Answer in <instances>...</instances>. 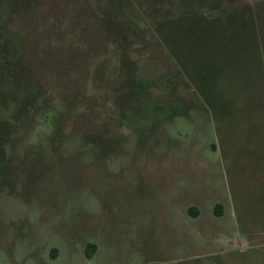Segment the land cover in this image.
<instances>
[{"label": "rangeland", "instance_id": "374dc122", "mask_svg": "<svg viewBox=\"0 0 264 264\" xmlns=\"http://www.w3.org/2000/svg\"><path fill=\"white\" fill-rule=\"evenodd\" d=\"M0 84V264H264V0H0Z\"/></svg>", "mask_w": 264, "mask_h": 264}, {"label": "trees", "instance_id": "16d2710c", "mask_svg": "<svg viewBox=\"0 0 264 264\" xmlns=\"http://www.w3.org/2000/svg\"><path fill=\"white\" fill-rule=\"evenodd\" d=\"M138 98V95H137ZM1 122V121H0ZM3 142V136H0V145ZM188 211L192 214L197 216L198 215V208L191 206L188 208ZM215 212L217 215H221L222 214V207L219 204L215 205ZM95 251V245L93 243H89L86 246V255L87 256H91L93 254V252Z\"/></svg>", "mask_w": 264, "mask_h": 264}, {"label": "crops", "instance_id": "0c3cea01", "mask_svg": "<svg viewBox=\"0 0 264 264\" xmlns=\"http://www.w3.org/2000/svg\"><path fill=\"white\" fill-rule=\"evenodd\" d=\"M254 245L258 247V245L256 243Z\"/></svg>", "mask_w": 264, "mask_h": 264}, {"label": "flooded vegetation", "instance_id": "af4514ba", "mask_svg": "<svg viewBox=\"0 0 264 264\" xmlns=\"http://www.w3.org/2000/svg\"><path fill=\"white\" fill-rule=\"evenodd\" d=\"M9 62V61H8ZM1 85V84H0ZM1 93V92H0Z\"/></svg>", "mask_w": 264, "mask_h": 264}]
</instances>
